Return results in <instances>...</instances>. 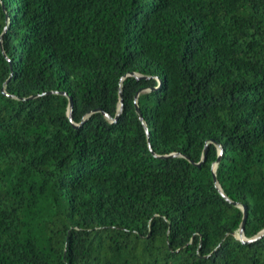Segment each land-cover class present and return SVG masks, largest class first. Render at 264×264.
<instances>
[{
  "label": "trees",
  "instance_id": "trees-1",
  "mask_svg": "<svg viewBox=\"0 0 264 264\" xmlns=\"http://www.w3.org/2000/svg\"><path fill=\"white\" fill-rule=\"evenodd\" d=\"M0 264H264V0H0Z\"/></svg>",
  "mask_w": 264,
  "mask_h": 264
},
{
  "label": "water",
  "instance_id": "water-1",
  "mask_svg": "<svg viewBox=\"0 0 264 264\" xmlns=\"http://www.w3.org/2000/svg\"><path fill=\"white\" fill-rule=\"evenodd\" d=\"M62 94H64V92H62ZM69 100H71V99L69 98ZM136 112L138 113L139 118H141V116H140V114H139V109H138V107H136ZM219 152H220V151H219ZM241 209H242V211H243V220H242V223H241V227H240V229H239V232H238V235H239V236L242 235V231H243V228H244V219H245V217H246V208H245L244 206H241Z\"/></svg>",
  "mask_w": 264,
  "mask_h": 264
}]
</instances>
